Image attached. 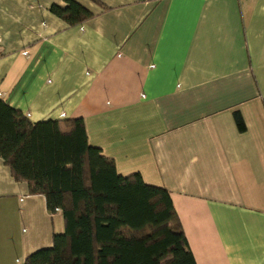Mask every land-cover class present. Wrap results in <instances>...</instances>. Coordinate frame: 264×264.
I'll list each match as a JSON object with an SVG mask.
<instances>
[{
    "label": "crops",
    "instance_id": "0c3cea01",
    "mask_svg": "<svg viewBox=\"0 0 264 264\" xmlns=\"http://www.w3.org/2000/svg\"><path fill=\"white\" fill-rule=\"evenodd\" d=\"M74 1L0 0V98L165 189L195 264H264V0ZM63 232L0 157V264Z\"/></svg>",
    "mask_w": 264,
    "mask_h": 264
},
{
    "label": "trees",
    "instance_id": "16d2710c",
    "mask_svg": "<svg viewBox=\"0 0 264 264\" xmlns=\"http://www.w3.org/2000/svg\"><path fill=\"white\" fill-rule=\"evenodd\" d=\"M49 11L69 26L92 14L74 0ZM235 121L243 129L238 115ZM0 157L47 210L62 234L21 264H195L168 192L139 174L120 176L89 146L82 119L30 122L0 98Z\"/></svg>",
    "mask_w": 264,
    "mask_h": 264
}]
</instances>
